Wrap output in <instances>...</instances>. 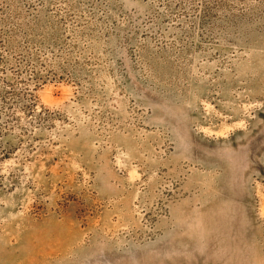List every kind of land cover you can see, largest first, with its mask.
<instances>
[{
	"label": "rangeland",
	"instance_id": "1",
	"mask_svg": "<svg viewBox=\"0 0 264 264\" xmlns=\"http://www.w3.org/2000/svg\"><path fill=\"white\" fill-rule=\"evenodd\" d=\"M0 264H264V0H0Z\"/></svg>",
	"mask_w": 264,
	"mask_h": 264
}]
</instances>
